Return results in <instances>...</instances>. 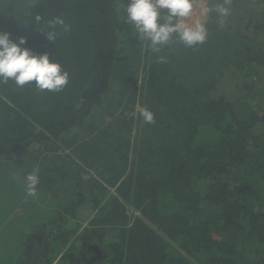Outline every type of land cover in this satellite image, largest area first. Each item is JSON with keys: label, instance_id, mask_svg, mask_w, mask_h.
<instances>
[{"label": "trees", "instance_id": "16d2710c", "mask_svg": "<svg viewBox=\"0 0 264 264\" xmlns=\"http://www.w3.org/2000/svg\"><path fill=\"white\" fill-rule=\"evenodd\" d=\"M124 6L0 0V32L69 73L61 92L0 83V264H264V0L158 54ZM54 19L70 30L50 42Z\"/></svg>", "mask_w": 264, "mask_h": 264}, {"label": "clouds", "instance_id": "9594fccd", "mask_svg": "<svg viewBox=\"0 0 264 264\" xmlns=\"http://www.w3.org/2000/svg\"><path fill=\"white\" fill-rule=\"evenodd\" d=\"M230 3L231 0H223L210 8L206 6V0H125L123 13L138 39L158 54L174 40L187 48L204 44L208 37L207 15L214 11L223 25V18L230 13ZM34 22L40 25L42 17L36 15ZM58 27L62 31L58 32ZM69 30L63 20L54 19L47 22L46 29L39 31L51 42ZM26 44V37L14 41L10 33L0 32V83L12 82L17 87L34 84L41 92H61L69 83V73L60 63L50 59L48 53L37 54L24 47ZM159 60L164 63L165 57L160 56ZM140 116L145 123H154V114L147 108L140 110ZM38 173L39 170L35 169L24 177L29 197L37 196Z\"/></svg>", "mask_w": 264, "mask_h": 264}, {"label": "built area", "instance_id": "2783aa9c", "mask_svg": "<svg viewBox=\"0 0 264 264\" xmlns=\"http://www.w3.org/2000/svg\"><path fill=\"white\" fill-rule=\"evenodd\" d=\"M131 212H132L133 214H138L137 212H134L133 210H131Z\"/></svg>", "mask_w": 264, "mask_h": 264}, {"label": "rangeland", "instance_id": "374dc122", "mask_svg": "<svg viewBox=\"0 0 264 264\" xmlns=\"http://www.w3.org/2000/svg\"><path fill=\"white\" fill-rule=\"evenodd\" d=\"M206 6L208 7L207 2H206ZM207 16H208V15H207ZM206 20H207V17H206V19H205V23H206Z\"/></svg>", "mask_w": 264, "mask_h": 264}]
</instances>
